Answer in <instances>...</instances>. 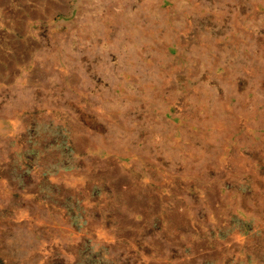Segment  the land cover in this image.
Masks as SVG:
<instances>
[{
	"label": "rangeland",
	"instance_id": "1",
	"mask_svg": "<svg viewBox=\"0 0 264 264\" xmlns=\"http://www.w3.org/2000/svg\"><path fill=\"white\" fill-rule=\"evenodd\" d=\"M17 1L0 264H264V0Z\"/></svg>",
	"mask_w": 264,
	"mask_h": 264
},
{
	"label": "crops",
	"instance_id": "2",
	"mask_svg": "<svg viewBox=\"0 0 264 264\" xmlns=\"http://www.w3.org/2000/svg\"><path fill=\"white\" fill-rule=\"evenodd\" d=\"M20 3L17 0H0V49L7 54V37H4L7 32L11 33V21L14 18H19L20 21L26 19L24 12L21 13Z\"/></svg>",
	"mask_w": 264,
	"mask_h": 264
}]
</instances>
